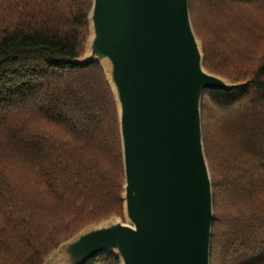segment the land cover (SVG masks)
Instances as JSON below:
<instances>
[{
    "label": "trees",
    "instance_id": "obj_1",
    "mask_svg": "<svg viewBox=\"0 0 264 264\" xmlns=\"http://www.w3.org/2000/svg\"><path fill=\"white\" fill-rule=\"evenodd\" d=\"M92 1L0 0V264H43L88 224L124 215L114 93L99 62H74ZM189 5L205 68L245 83L202 98L211 264H264V0Z\"/></svg>",
    "mask_w": 264,
    "mask_h": 264
},
{
    "label": "water",
    "instance_id": "obj_2",
    "mask_svg": "<svg viewBox=\"0 0 264 264\" xmlns=\"http://www.w3.org/2000/svg\"><path fill=\"white\" fill-rule=\"evenodd\" d=\"M84 56L99 62L118 107L124 217L92 222L43 264H211L212 176L202 126L206 91L244 82L209 71L189 0H93Z\"/></svg>",
    "mask_w": 264,
    "mask_h": 264
},
{
    "label": "rangeland",
    "instance_id": "obj_3",
    "mask_svg": "<svg viewBox=\"0 0 264 264\" xmlns=\"http://www.w3.org/2000/svg\"><path fill=\"white\" fill-rule=\"evenodd\" d=\"M112 216H113V215H112ZM117 216H120V217H122V218L124 217V215H123V216H121V215H117ZM109 218H110V217H109ZM107 219H108V218H107Z\"/></svg>",
    "mask_w": 264,
    "mask_h": 264
}]
</instances>
